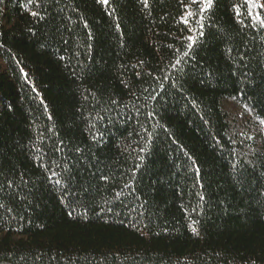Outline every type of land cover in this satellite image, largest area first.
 <instances>
[{
  "label": "trees",
  "instance_id": "obj_1",
  "mask_svg": "<svg viewBox=\"0 0 264 264\" xmlns=\"http://www.w3.org/2000/svg\"><path fill=\"white\" fill-rule=\"evenodd\" d=\"M205 3L0 0V264H264V0Z\"/></svg>",
  "mask_w": 264,
  "mask_h": 264
},
{
  "label": "snow or ice",
  "instance_id": "obj_2",
  "mask_svg": "<svg viewBox=\"0 0 264 264\" xmlns=\"http://www.w3.org/2000/svg\"><path fill=\"white\" fill-rule=\"evenodd\" d=\"M30 2H31V0H30ZM100 2L103 3V4H108L109 0H100ZM193 2L195 3V2H197V0H193ZM144 3L147 4V0H144ZM210 6H211V0H206L205 8L210 7ZM253 6H255V5H253ZM203 10H204V8L201 9V11H203ZM32 15H33V16H36V15H38V13H37V12H33ZM188 15L191 16L192 13L189 12ZM257 19H259V17H257ZM185 23H187V20H185ZM260 23H261L262 25H264V20H260ZM189 39L191 40V39H193V38H192V37H189ZM189 47H191V45H189ZM184 55H187V53H185ZM78 151H79V149H78ZM42 166H43V165H42ZM56 176H57V173L53 171V172L51 173V175L48 177L49 181H51V182L54 183L55 185H61V183H62L61 178L53 179V177H56ZM103 178H104V179H107V177H103ZM0 207H2V205H0ZM193 231H195V229H193Z\"/></svg>",
  "mask_w": 264,
  "mask_h": 264
}]
</instances>
